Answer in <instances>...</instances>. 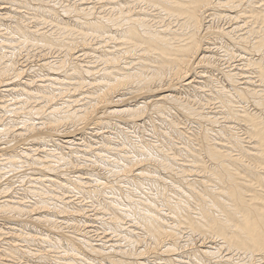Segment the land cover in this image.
<instances>
[{"label": "bare ground", "instance_id": "1", "mask_svg": "<svg viewBox=\"0 0 264 264\" xmlns=\"http://www.w3.org/2000/svg\"><path fill=\"white\" fill-rule=\"evenodd\" d=\"M0 219V264H264V0H0Z\"/></svg>", "mask_w": 264, "mask_h": 264}, {"label": "rangeland", "instance_id": "2", "mask_svg": "<svg viewBox=\"0 0 264 264\" xmlns=\"http://www.w3.org/2000/svg\"><path fill=\"white\" fill-rule=\"evenodd\" d=\"M71 2L72 0H66V2ZM73 1H75V0H73ZM217 21V22H216ZM210 23H211V25L215 28V27H217V26H223V27H226L227 25H228V23H226V21L225 20H223V19H220V18H218V19H215V18H213L211 21H210ZM214 23V24H213ZM212 47L214 46V45H211ZM216 46H218V45H216ZM216 46H214V47H216ZM213 51H216V49H214ZM56 53V52H55ZM54 53V54H55ZM217 53H219V51L217 50ZM22 55H23V53H22ZM20 57H22V56H20L19 55V57L18 58H20ZM34 59L35 58H38V57H33ZM221 59H222V57H220ZM220 58H219V60H218V62L219 63H221V67L222 66H227L228 64H233L234 63V66L235 65H237L238 63H240V61H238V58H234V60H235V62H234V60L232 59V61H231V63L229 62H226V64H225V58H223L221 61H220ZM20 60V59H19ZM22 60V59H21ZM21 60H20V62H21ZM36 60V59H35ZM23 61V60H22ZM224 63V64H223ZM237 63V64H236ZM25 64V63H24ZM201 70L202 68H198V70ZM212 74H213V77H214V82H215V80H216V78H220V74H219V72L217 71H212ZM195 80H199L198 78H195ZM211 106H213V104L211 105ZM250 109H251V106L249 107ZM217 108H215L214 110H212V111H215ZM218 110V109H217ZM215 111V114L217 115L218 113V111ZM221 115V114H220ZM219 114L217 115V116H220ZM222 116V115H221ZM188 123V124H187ZM187 123H185L186 125H184L185 127H186V129L189 131L190 129L192 130V128L194 129L195 127L194 126H196L195 124H192L191 122H187ZM190 124H192V125H190ZM188 127V128H187ZM238 127H240V126H238ZM190 130V131H191ZM195 130V129H194ZM238 131V133L240 134V133H242V130L240 129V128H238L237 129ZM240 130V131H239ZM145 135V134H144ZM149 136V135H148ZM147 135L145 136L147 139H152L150 136L148 137ZM71 138L70 139H74V137L75 138H79V137H82L81 136V134L80 133H76V132H74V134L73 135H71L70 136ZM86 137V136H85ZM176 138H174L173 140H174V142H177L178 141V139L177 140H175ZM135 140H136V138H135ZM178 143V142H177ZM74 147V146H73ZM65 150H67V149H65ZM8 222L7 221H4V220H2V219H0V227L1 228H3L5 231H7L10 227H14V228H19V226L17 225V224H14L15 222H9L8 224H10V225H8L7 224ZM2 225H3V227H2ZM8 226V227H7ZM28 227V228H27ZM33 227V228H32ZM25 228H27V230H29V231H27L26 230V232H31L32 234H36L37 235V228H35L33 225H28V226H25ZM25 228H23V230L25 231ZM195 238L194 239H196V240H194L193 241V239L191 238V237H189L186 233H182V237H181V248H179L178 250H176L175 252H179V250H180V255L178 256L179 258H181V259H183V256L185 255L186 256V254H184V253H186L188 250H187V248H192V247H195V246H199V245H201L200 244V242H199V240L197 239V236H194ZM188 238V239H187ZM187 239V240H186ZM189 239H190V241H189ZM207 241V240H206ZM147 242V245L145 244ZM148 242H150L148 239H146V241H145V239H144V248H143V246L141 247L142 249H144V250H147V252L145 253V255H147V256H145L147 259H148V256H149V258H151V259H149L150 261H153L152 259H153V255H152V252H151V249H150V246H151V242H150V244L148 243ZM189 244H188V243ZM192 242H194V244L192 243ZM208 242V241H207ZM184 244V245H183ZM185 244H187V246L186 247H184L185 246ZM190 244H191V246H190ZM206 244H208V243H206ZM206 244H204V246H207ZM146 247H147V249H146ZM148 248H149V250H148ZM182 249V250H181ZM182 251V252H181ZM149 253V254H148ZM184 254V255H183ZM151 255H152V257H151ZM181 255H183L182 257H181ZM149 264V263H148ZM151 264V263H150Z\"/></svg>", "mask_w": 264, "mask_h": 264}]
</instances>
